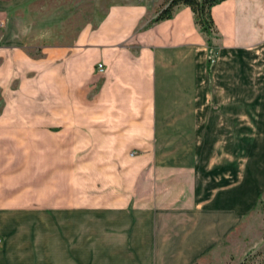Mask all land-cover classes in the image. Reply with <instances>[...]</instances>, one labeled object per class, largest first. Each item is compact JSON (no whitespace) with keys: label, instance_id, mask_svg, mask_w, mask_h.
<instances>
[{"label":"crops","instance_id":"1","mask_svg":"<svg viewBox=\"0 0 264 264\" xmlns=\"http://www.w3.org/2000/svg\"><path fill=\"white\" fill-rule=\"evenodd\" d=\"M78 9L79 0H0L1 38L12 44L9 50L26 47L38 24L37 91L44 122L59 127L39 132L34 146L43 171L35 189L28 192L25 182L6 194L30 177L25 170L23 178L8 177L9 187L0 181V234L6 233L0 264L215 262L255 212L247 188L241 190L242 168L220 170V161L211 160L216 137L236 114L232 105L252 101L249 85L264 86V63L263 79L253 65L264 59V0L213 5L212 48L189 6L153 24L156 8L142 1L107 6L96 25L92 10L90 17L81 10L80 28ZM89 146L88 174L103 179V170L121 167L114 181L121 188L102 207L121 203V211L78 207L76 184L85 175H78L75 152ZM137 150L143 154H131ZM189 176L191 189L181 187ZM30 194L42 207L34 223V211L13 206ZM185 195L187 204L180 205Z\"/></svg>","mask_w":264,"mask_h":264},{"label":"rangeland","instance_id":"2","mask_svg":"<svg viewBox=\"0 0 264 264\" xmlns=\"http://www.w3.org/2000/svg\"><path fill=\"white\" fill-rule=\"evenodd\" d=\"M137 1H142L148 7L156 8L155 13L161 7L165 0H92L93 7H89L90 0H79V15H78V28L83 26V19L80 14L82 11L88 12V17L92 10V19L94 25L101 18L107 6L115 4H129ZM88 3V8L83 6ZM155 15V14H154ZM36 20V19H35ZM151 20V19H150ZM38 24L34 23V28L31 29L34 35L28 41V45L21 49L13 50L6 46L3 41L2 33L5 31V25L0 26V181L5 187L8 177H21L19 175L22 171L30 172V177L24 180L19 179L15 185L11 186L6 194L10 195L11 191H18L20 186L25 182L29 190L35 189L38 184V174L43 171L38 164L42 152L38 151L36 146L41 137L40 133L48 130L51 133L59 130L57 125L52 121L44 122L43 111L45 110L42 100H39L40 94L38 93L39 72L37 63L42 60L43 55L38 47ZM208 38V37H207ZM52 43V41H50ZM209 42V40H208ZM12 45V44H10ZM210 46V43H209ZM211 47V46H210ZM9 50V52H8ZM13 50V51H12ZM18 50V51H17ZM15 54L16 63L14 64L9 54ZM215 54L213 53L212 57ZM253 60L255 76H260L261 67L264 59L260 57ZM263 60V62H262ZM15 65L19 71H13ZM10 70L8 71V67ZM26 68V69H25ZM99 68V67H98ZM100 70V69H99ZM20 71H23L22 73ZM102 71V70H101ZM22 77V78H21ZM26 78V79H23ZM22 79V80H21ZM42 73H40V80H42ZM29 81H32L29 83ZM255 84H259L254 81ZM260 87H252L249 85L247 93L252 96V101L245 103L233 104L235 115L229 122L231 127L223 130L220 137H216L218 141L219 150L214 152V164L221 163L220 170H229L235 167L238 171L242 170L244 176V190L246 191V200L248 206L254 207L251 211H255L251 217L246 218L245 226L235 231L231 242H227L222 248L221 258L215 262H201L199 264H264V86L260 81ZM264 85V84H263ZM31 87V88H28ZM39 100V102H38ZM39 103V107H38ZM33 112L27 115V112ZM40 132V133H39ZM92 146L82 147L75 152L77 161V168L80 175L84 176L80 181L77 180V195L78 207L81 211H121V203H116L106 207L105 199L116 195L121 188L114 184L116 171L121 167H114L112 169L103 170L107 175L104 178L92 174L91 167H85L88 158L94 155ZM132 155L143 154V151L137 150L131 153ZM72 159H75L72 156ZM236 162V163H235ZM243 164V165H242ZM30 167V168H29ZM106 169V168H105ZM88 171V172H87ZM11 172V173H10ZM119 172V171H117ZM160 174V173H159ZM19 175V176H16ZM162 175H165L162 174ZM189 175V174H188ZM239 175V174H238ZM187 178V177H186ZM110 179V180H108ZM190 180L181 183V187L191 189ZM190 181V182H189ZM164 186V185H163ZM149 185L143 184L142 191L146 193L149 191ZM148 189V190H147ZM240 190V189H239ZM121 191V190H120ZM31 195V194H30ZM13 195V200L16 199ZM189 195L184 196V201L180 205L187 204ZM107 201L112 204L113 201ZM4 205L1 202L0 208ZM46 209H49V203L45 204ZM15 207H24L26 210H32L34 213L31 217V223L36 222L37 211L41 209V204H38L36 197L31 195L28 201L24 204L16 203ZM43 206V205H42ZM112 206H114L112 208ZM134 206V201H131L128 207ZM41 207V208H39ZM42 210V209H41ZM31 214V213H30ZM6 233L0 234V245L6 238Z\"/></svg>","mask_w":264,"mask_h":264},{"label":"trees","instance_id":"3","mask_svg":"<svg viewBox=\"0 0 264 264\" xmlns=\"http://www.w3.org/2000/svg\"><path fill=\"white\" fill-rule=\"evenodd\" d=\"M223 0H165L161 7L157 10L155 15L151 18L150 24L171 18L175 11L182 6H189L195 14V19L200 29L207 35L211 48L212 37L216 32L214 19L212 17L211 8L216 3ZM213 57L210 56L208 60V69L211 71Z\"/></svg>","mask_w":264,"mask_h":264},{"label":"built area","instance_id":"4","mask_svg":"<svg viewBox=\"0 0 264 264\" xmlns=\"http://www.w3.org/2000/svg\"><path fill=\"white\" fill-rule=\"evenodd\" d=\"M1 25H2V22L0 21V26ZM98 67H99L100 70H103L104 69L103 64H101V63L98 65Z\"/></svg>","mask_w":264,"mask_h":264}]
</instances>
